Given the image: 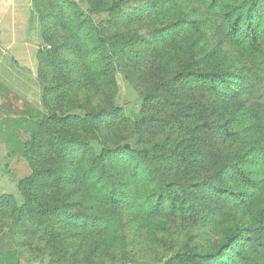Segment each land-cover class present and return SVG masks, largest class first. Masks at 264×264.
I'll list each match as a JSON object with an SVG mask.
<instances>
[{
  "label": "trees",
  "instance_id": "1",
  "mask_svg": "<svg viewBox=\"0 0 264 264\" xmlns=\"http://www.w3.org/2000/svg\"><path fill=\"white\" fill-rule=\"evenodd\" d=\"M31 0L37 108L0 86V253L264 264V0ZM118 76L140 100L131 118Z\"/></svg>",
  "mask_w": 264,
  "mask_h": 264
},
{
  "label": "crops",
  "instance_id": "2",
  "mask_svg": "<svg viewBox=\"0 0 264 264\" xmlns=\"http://www.w3.org/2000/svg\"><path fill=\"white\" fill-rule=\"evenodd\" d=\"M33 14L31 0H0V86L6 87L20 99L15 90L17 77H23L21 79H23L24 83L32 82V86L37 91V101L31 107L37 108L40 103V87L36 78V69L34 72L32 67L35 66L36 68V52L39 47V41L38 24ZM32 41L37 43L32 44ZM0 152L3 154V162L5 163L10 162L16 156L9 154V151L3 148L1 144ZM7 171L0 170V180L4 181V179H7L11 184L6 175ZM16 189L17 183L14 191L12 188V193L0 192V194L14 196ZM0 264L28 263L21 258L18 260L16 255L0 253ZM31 264L51 263L47 256H42L38 261Z\"/></svg>",
  "mask_w": 264,
  "mask_h": 264
},
{
  "label": "rangeland",
  "instance_id": "3",
  "mask_svg": "<svg viewBox=\"0 0 264 264\" xmlns=\"http://www.w3.org/2000/svg\"><path fill=\"white\" fill-rule=\"evenodd\" d=\"M72 1L76 2L85 11V14L87 16H90L95 22L98 23L102 20L103 18L102 15L89 14V12L87 11V5L83 0H72ZM31 43L36 44L37 42L32 41ZM35 69H36L35 66L32 67V71L34 70L35 72ZM25 74L27 75V73ZM21 78L23 77H17L15 82V86H16L15 90L21 99L20 103L22 101L25 104L34 106V104L37 101V91L36 89H34L35 87L32 86L33 85L32 82L24 83L23 79ZM117 81L119 84V95L117 98L118 104L123 107L124 111L128 116H130L131 118H136L138 116V112L140 108L139 98L121 76H118ZM0 144L3 148H6V146L3 145L1 142ZM0 156H1L0 170L1 169L8 170L6 175L11 181L10 184V182L7 179H4V181L0 180V192L12 193V188L14 191V188L16 187V183H18L20 179H22L23 177L29 174V168L25 160L19 156H14L13 160L7 163L3 162V154H1V152H0ZM14 193H15L14 197H16L18 201H21L17 189Z\"/></svg>",
  "mask_w": 264,
  "mask_h": 264
}]
</instances>
